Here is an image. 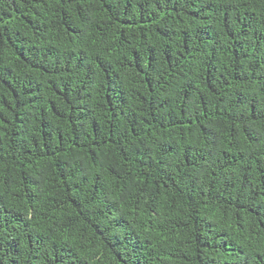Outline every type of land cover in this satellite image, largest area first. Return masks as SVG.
I'll return each mask as SVG.
<instances>
[{
	"label": "trees",
	"instance_id": "16d2710c",
	"mask_svg": "<svg viewBox=\"0 0 264 264\" xmlns=\"http://www.w3.org/2000/svg\"><path fill=\"white\" fill-rule=\"evenodd\" d=\"M0 264H264V0H0Z\"/></svg>",
	"mask_w": 264,
	"mask_h": 264
}]
</instances>
